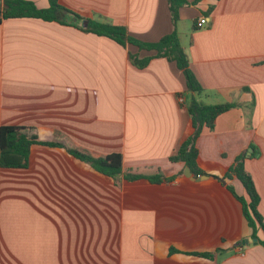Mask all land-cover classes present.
<instances>
[{
	"label": "crops",
	"instance_id": "obj_1",
	"mask_svg": "<svg viewBox=\"0 0 264 264\" xmlns=\"http://www.w3.org/2000/svg\"><path fill=\"white\" fill-rule=\"evenodd\" d=\"M60 4L145 43L174 30L168 0ZM84 23H0V129L58 131L70 146L121 154L126 174L174 180H114L64 149L36 146L27 168L0 164V264H264V233L253 237L229 190L246 197L245 188L226 178L248 152L264 220V0H188L180 9L181 44L204 89L197 100L237 105L198 139L200 178L170 160L193 132L192 95L176 63L153 58L139 68L131 55L155 52L86 32Z\"/></svg>",
	"mask_w": 264,
	"mask_h": 264
},
{
	"label": "trees",
	"instance_id": "obj_2",
	"mask_svg": "<svg viewBox=\"0 0 264 264\" xmlns=\"http://www.w3.org/2000/svg\"><path fill=\"white\" fill-rule=\"evenodd\" d=\"M49 7L41 9L29 0H5L0 4V23L8 19L33 18L45 22H56L63 25H74L76 22H87L84 30L98 36L107 37L122 46L133 45L140 51L155 52L154 57L139 59L136 55H131L132 62L139 68H145L153 58L166 59L169 62L176 63L178 69L183 73L188 91L192 95L188 112L191 117L192 134L182 143L178 152L170 160L174 163L182 162L191 172L199 177L204 175L199 167V150L197 142L205 130L213 131L217 119L224 113L236 108V104L226 103L220 105H206L199 102L196 96L201 95L204 89L193 72L189 57L181 44L178 33V22L180 20V9L188 4V0H168L171 18L174 30L171 34L163 37L157 43H145L131 37L127 29L123 26H117L110 23H102L93 20H86L78 13L73 12L60 4V0H48ZM196 22L194 29H197ZM64 134L49 131L46 136L39 133L30 134L27 129L14 126H5L0 129V164L2 168H27L30 164V157L33 148L36 146L48 148L64 149L72 158L86 165L96 173L110 179L119 180L122 176L128 181L146 179L153 183L172 182L174 178L165 179L161 174L155 176L132 175L123 171V157L119 153L97 154L87 150L70 146ZM257 154H252L251 158ZM248 159V152L241 154L235 165L227 173L226 178L236 177L244 186L246 197H240L236 194L233 187L229 190L243 206V214L248 226L253 230V237L259 238L258 233H264V220L259 211L260 195L252 176L245 169V162ZM264 247V240H259ZM177 253L172 249L171 254ZM207 259H213L212 253H189Z\"/></svg>",
	"mask_w": 264,
	"mask_h": 264
},
{
	"label": "water",
	"instance_id": "obj_3",
	"mask_svg": "<svg viewBox=\"0 0 264 264\" xmlns=\"http://www.w3.org/2000/svg\"><path fill=\"white\" fill-rule=\"evenodd\" d=\"M87 25H88V23L85 22L84 23V26H87ZM249 152L252 153L253 152V149H250ZM250 153H249V155H250ZM186 175L187 176H192L193 175L192 172H191V170H190V168H186ZM199 178H200V176H199ZM205 178H207V176H205ZM249 241L251 243H254V244H257L258 243V241L256 239H252V238H250Z\"/></svg>",
	"mask_w": 264,
	"mask_h": 264
},
{
	"label": "built area",
	"instance_id": "obj_4",
	"mask_svg": "<svg viewBox=\"0 0 264 264\" xmlns=\"http://www.w3.org/2000/svg\"><path fill=\"white\" fill-rule=\"evenodd\" d=\"M179 101L181 104H184L185 103V98L183 96H180L179 97Z\"/></svg>",
	"mask_w": 264,
	"mask_h": 264
}]
</instances>
